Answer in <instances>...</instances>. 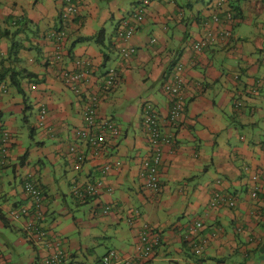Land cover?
I'll list each match as a JSON object with an SVG mask.
<instances>
[{
  "label": "crops",
  "instance_id": "0c3cea01",
  "mask_svg": "<svg viewBox=\"0 0 264 264\" xmlns=\"http://www.w3.org/2000/svg\"><path fill=\"white\" fill-rule=\"evenodd\" d=\"M62 1L0 0V124L14 138L0 170L5 220L0 221V260L43 264L52 249L31 247L25 222L8 220L11 211L29 204L22 182L30 173L45 192L47 238L60 242L69 261L98 264L110 250L135 258L146 226L161 242L142 264H264V181L252 180L264 172V0H227L234 16L225 26L230 36L201 52L193 44L203 29L220 31L210 22L214 0H152L130 41L136 53L127 62L114 45L115 26L138 11L142 0H84L66 23L60 20ZM13 20L22 21L12 28ZM61 27L66 36L59 63L50 34ZM101 30L103 46L82 41ZM79 61L93 68L87 94L99 90L109 67L119 70L120 82L101 99L98 115L116 122L121 135L96 156L76 137L86 126L84 100L60 79L61 70L74 71ZM179 64L185 111L179 125L170 126L163 85ZM12 75H19L22 94L12 87ZM235 102L241 103L238 109ZM145 103L160 114L164 133L176 136L162 147L160 193L146 190L141 177L149 156ZM40 108L46 109L44 128ZM70 146L85 156L78 172ZM93 181L105 186L99 196H74L75 189ZM218 195L235 207L213 208ZM107 204L112 210L104 213ZM196 223L201 227L190 235Z\"/></svg>",
  "mask_w": 264,
  "mask_h": 264
},
{
  "label": "built area",
  "instance_id": "2783aa9c",
  "mask_svg": "<svg viewBox=\"0 0 264 264\" xmlns=\"http://www.w3.org/2000/svg\"><path fill=\"white\" fill-rule=\"evenodd\" d=\"M84 0H63L60 10V18L62 23L71 21L72 17H75L83 5ZM142 6L139 11L130 14L126 18H123L115 26L114 45L117 47L118 54L125 62L129 61L136 53V49L130 45V41L135 33V30L139 24L143 22V12L151 0H142ZM227 0H214V3L209 6L211 11L210 22L216 28H220V31L212 32L208 27L203 29L199 34L197 40L193 44V48L196 52H201L209 46L216 44L218 40H224L229 38L230 29H225V26L233 23V14L227 7ZM223 28V29H222ZM66 29L64 31L51 32L50 37L55 41V47L57 48L56 60L59 63L64 59V42L66 36ZM93 68L85 61H79L76 63V69L67 70L63 69L60 72V79L64 86L69 88L72 93L84 100V120L86 126L84 130L76 133L77 141L86 146L91 153L99 155L103 151V146L106 142L117 139L121 135L120 126L112 119H100L98 115V106L102 98L113 89L120 82L119 70L116 66H111L105 71L101 85L97 92L87 94L84 91V86L87 85L93 76ZM183 65L179 64L175 68V71L171 73L163 85V91L169 99V116L168 123L170 126H178L186 104V98L184 95L185 82L182 77ZM241 106L240 102L234 103V108L238 109ZM143 127L148 137L149 156L142 163L141 177L143 180L144 188L155 193L161 191L160 183V168L162 163V147L173 142L172 134H165L162 126L160 114L147 103H145L141 110ZM39 127L44 128L46 122V109L40 108L39 111ZM12 134L4 130L0 124V170L7 165L8 151L11 148L13 142ZM68 154L71 159L73 170L78 172L80 167L85 161V156L82 151L77 147H69ZM107 169V168H106ZM261 179L264 181V172L259 177L254 175L252 180L256 181ZM81 189H75L74 196L77 198H94L101 194L104 189V184L101 181L93 183H86ZM23 193L28 197L29 204L15 209L9 213L8 220L12 222L24 221L25 229L28 240L34 245L41 246V249L46 250L52 248L45 255L44 264H78L74 261H69V255L61 248L60 242L56 241L51 243L47 238L48 233L43 226L45 220V202L41 186H39L38 180L34 174L27 173L22 182ZM252 198L257 197V192H252ZM211 206L213 208L219 207V205L227 204L230 208L235 207V202L231 199H226L223 196H216ZM112 210L108 204L105 206L103 212L107 213ZM200 223H196L194 228L191 227L188 233L199 229ZM160 238L157 234L148 233L147 227L142 228V233L137 238L136 249L137 255L135 258H128L121 256L113 250H110L105 255L100 264H136L144 263L153 258L155 251L160 247ZM200 249L196 248L195 252L200 255ZM0 264H4L0 260Z\"/></svg>",
  "mask_w": 264,
  "mask_h": 264
},
{
  "label": "trees",
  "instance_id": "16d2710c",
  "mask_svg": "<svg viewBox=\"0 0 264 264\" xmlns=\"http://www.w3.org/2000/svg\"><path fill=\"white\" fill-rule=\"evenodd\" d=\"M152 1V0H151ZM214 3V2H213ZM228 8L231 10V12H232V14H233V11H232V8H231V6L229 7L228 6ZM140 10V9H139ZM138 10V11H139ZM209 10H210V8H209ZM143 15V14H142ZM233 18H234V16H232ZM60 20H61V18H60ZM21 21L22 20H20V21H18V20H13L11 23H10V25L12 26V28H15V27H17V26H19L20 25V23H21ZM143 21H144V19H143ZM139 26V25H138ZM137 26V27H138ZM65 29H64V27H61L58 31H64ZM8 35V33L7 32H4L3 33V36H7ZM104 40H105V38H104V32L101 30L95 37H93V38H90V39H82V41L83 42H90V41H94V43L95 44H97L98 46H103L104 45ZM208 48V47H207ZM13 50V49H12ZM108 58H107V56H106V59H105V63H108ZM18 78V79H17ZM18 80H19V75H12L11 77H10V83H11V85H12V87L14 88V89H16V91L19 93V94H22V91H21V89H20V87H19V82H18ZM184 111H185V108H184ZM184 111H183V113H184ZM108 119V118H107ZM109 120V119H108ZM173 134H175V133H173ZM175 138H176V136L174 135L173 136V142H175ZM172 142V143H173ZM171 143V144H172ZM161 183V182H160ZM161 186H162V183H161ZM42 191H43V196H44V201H45V192H44V190H43V188H42ZM161 192V191H160ZM159 192V193H160ZM88 199H91V198H88ZM84 201H86V200H84ZM18 209V208H17ZM45 214V213H44ZM0 221L2 222V223H5V220L4 219H2V217H0ZM26 236V235H25ZM26 242L29 244V245H31V247L34 245L33 243H31V240H28L29 238H27V236H26ZM36 247H34L33 249H35ZM37 261H38V259H40V261H41V258H40V255H39V252H37ZM36 261V262H37ZM42 263H43V261H42ZM101 263V260H100V262L98 263V264H100ZM37 264V263H36ZM38 264H39V262H38ZM44 264V263H43Z\"/></svg>",
  "mask_w": 264,
  "mask_h": 264
},
{
  "label": "rangeland",
  "instance_id": "374dc122",
  "mask_svg": "<svg viewBox=\"0 0 264 264\" xmlns=\"http://www.w3.org/2000/svg\"><path fill=\"white\" fill-rule=\"evenodd\" d=\"M124 129H125V127H124ZM26 135H28L27 134V132H24V135H23V137H27ZM68 202H69V204L70 205H73V200L70 198V197H68ZM103 252V251H102ZM118 253V252H117ZM119 254V253H118ZM121 255V254H120Z\"/></svg>",
  "mask_w": 264,
  "mask_h": 264
}]
</instances>
